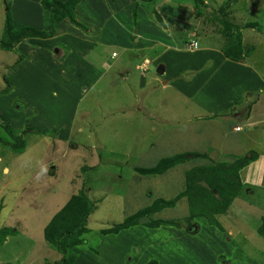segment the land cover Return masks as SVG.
<instances>
[{
	"label": "rangeland",
	"instance_id": "rangeland-1",
	"mask_svg": "<svg viewBox=\"0 0 264 264\" xmlns=\"http://www.w3.org/2000/svg\"><path fill=\"white\" fill-rule=\"evenodd\" d=\"M252 7L81 0L74 18L84 30L62 19L48 38L19 39L27 27L43 29L40 0H0V89L9 85L0 92V264L58 261L43 230L82 189L91 204L84 242L66 248L60 264H264V176L256 179L264 162L263 171L253 161L238 171L242 186L214 215L218 226L187 219L178 199L112 227L157 198L172 199L191 167L264 154L258 106L250 116L257 127H249L241 117L252 102H228L252 82L241 76L248 64L264 73V7ZM226 39L241 41L240 59L221 54ZM177 153L196 156L161 174L137 172Z\"/></svg>",
	"mask_w": 264,
	"mask_h": 264
},
{
	"label": "trees",
	"instance_id": "trees-1",
	"mask_svg": "<svg viewBox=\"0 0 264 264\" xmlns=\"http://www.w3.org/2000/svg\"><path fill=\"white\" fill-rule=\"evenodd\" d=\"M80 1L81 0H40L44 19L43 29L36 30L27 27L23 30V33H21L22 36H20L19 39L24 36L48 38L53 35L56 25L62 19H66L71 24L84 30L82 25L74 18V8ZM142 1L151 4L155 0ZM156 19L160 22L159 16L156 15ZM226 23L229 22L227 21ZM7 24H9V30L7 31V28L5 30L10 34V31H12L10 29V22L8 21ZM191 41L192 40H190V42ZM220 52L225 58L233 60L240 59L242 56V43L237 40L234 43L229 44L226 39L224 44L220 47ZM8 86L9 85H6L4 88L0 89V92L7 91ZM3 128L10 133L7 125H4ZM14 139L15 142L13 147L21 148V139L19 137ZM188 156L193 157L196 156V154H173L159 159L151 167L137 168V172L145 175L161 174L172 166L183 162ZM256 158V152L251 150L226 164L220 163L214 166L202 165L191 167L184 171L183 189L172 199L166 200L157 198L151 205L137 210L133 214L125 217L122 220V223L113 225L112 227L114 230L128 227L129 225L134 224L137 219L143 215L172 207L178 199L184 200L187 208V219L207 218L210 224L218 226V222L214 215L223 214L227 210L242 186L238 171ZM200 183H203L206 186L201 185ZM82 190L79 194L71 196L44 227V239L55 246L60 253V259L54 264H60L66 259V256L64 255L66 248H71L72 246L84 242L83 238L80 237V234L85 229L82 226V222L85 220L86 215L91 211V204L88 202L87 194L82 193ZM155 223H160V221H155ZM164 223L166 222H161V224ZM148 263L156 264L154 260L149 261ZM44 264L52 263L45 262Z\"/></svg>",
	"mask_w": 264,
	"mask_h": 264
},
{
	"label": "crops",
	"instance_id": "crops-1",
	"mask_svg": "<svg viewBox=\"0 0 264 264\" xmlns=\"http://www.w3.org/2000/svg\"><path fill=\"white\" fill-rule=\"evenodd\" d=\"M252 3L254 4V8L252 7L250 9V11H252V13H258L259 6L264 7V2L260 4L259 0H252ZM236 63H241V62L236 61ZM236 63L233 64L234 69L232 68V63H230L229 66L227 64H224V66L229 68V69H233V72L236 75H240V74H242V70L240 69V66L237 65ZM241 76L247 78L248 80H250L252 82L249 84V86L247 85V86L242 87L240 93L238 94L239 97L237 99H230L228 102H233V103H236L237 105L241 103L243 106L248 101L252 102L250 109L248 110L247 114H245V116L241 117L242 119H244V121H248V120L250 121L251 120L250 116L254 115L253 111H255L254 109H256V106H258V109H259V111L257 112V114H258L257 116L259 118L258 120L264 119V73L260 72L259 67H255L253 65V63L251 62L250 64H248V68L246 69L245 74H243ZM240 82H242L241 77L236 79V83L239 85V87L242 85ZM232 108H234V107H232ZM234 110H235V108H234ZM233 112H235L234 114H237L236 111H233ZM258 120L247 122V124L249 127L253 126V125H255V123H258ZM235 127H237V126H235ZM253 127H257V126L255 125ZM263 155H264L263 153H258L256 160H253V162H255V164H256L255 165L256 169L259 167L258 169L261 171H263V169H262L263 168L262 163L264 162ZM250 163H248L246 166H249ZM245 168L246 167H244V169ZM259 170H257V171H259ZM244 172H246V170ZM256 175H257L256 179H259L262 176H264L263 173H258Z\"/></svg>",
	"mask_w": 264,
	"mask_h": 264
},
{
	"label": "water",
	"instance_id": "water-1",
	"mask_svg": "<svg viewBox=\"0 0 264 264\" xmlns=\"http://www.w3.org/2000/svg\"><path fill=\"white\" fill-rule=\"evenodd\" d=\"M161 70H162V69H161L160 67H157V70H156V71H157L158 73H161Z\"/></svg>",
	"mask_w": 264,
	"mask_h": 264
},
{
	"label": "clouds",
	"instance_id": "clouds-1",
	"mask_svg": "<svg viewBox=\"0 0 264 264\" xmlns=\"http://www.w3.org/2000/svg\"><path fill=\"white\" fill-rule=\"evenodd\" d=\"M114 55V54H113ZM235 129H236V127H235ZM237 129H239V127H237Z\"/></svg>",
	"mask_w": 264,
	"mask_h": 264
},
{
	"label": "built area",
	"instance_id": "built-area-1",
	"mask_svg": "<svg viewBox=\"0 0 264 264\" xmlns=\"http://www.w3.org/2000/svg\"><path fill=\"white\" fill-rule=\"evenodd\" d=\"M236 129H237V127H236Z\"/></svg>",
	"mask_w": 264,
	"mask_h": 264
}]
</instances>
